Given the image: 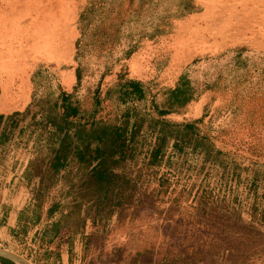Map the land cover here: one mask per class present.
<instances>
[{"label":"rangeland","instance_id":"374dc122","mask_svg":"<svg viewBox=\"0 0 264 264\" xmlns=\"http://www.w3.org/2000/svg\"><path fill=\"white\" fill-rule=\"evenodd\" d=\"M92 1L0 0V110L22 112L0 120V248L34 264H264V0H195L196 12L141 39L104 78L103 92L124 74L161 99L189 75L198 96L184 113L167 118H201L209 141L203 152L191 143L181 152L169 149L170 162L155 166L139 144L132 158L112 168V182L101 185L77 138L80 128L64 130L61 144L43 120L53 114L55 84L66 85L62 72L78 65L79 18ZM129 1L114 5L106 21L113 34L119 21L143 22L158 8L156 0ZM115 41L103 45L113 50ZM99 51L83 57L88 70L102 66ZM40 63L55 69H45L49 76L34 84ZM97 79L88 75L83 82L87 111ZM139 111L145 113L142 104ZM115 117V105L106 102L99 118ZM68 144L57 160L56 150ZM258 165L262 180L250 190ZM117 198L123 215L113 205ZM96 213L104 219L98 225Z\"/></svg>","mask_w":264,"mask_h":264},{"label":"trees","instance_id":"16d2710c","mask_svg":"<svg viewBox=\"0 0 264 264\" xmlns=\"http://www.w3.org/2000/svg\"><path fill=\"white\" fill-rule=\"evenodd\" d=\"M120 1L122 0H94L81 12L79 18L81 36L76 41L75 58L78 65L75 68L74 90L68 92L56 83L54 93L51 94L53 114H45L43 119L57 131L59 138L62 139L61 144H64L66 140L67 132L64 130L70 127L80 128L82 135L80 134L77 138L83 144V150L90 152L89 158L92 164L90 171L95 183L100 185L112 182L111 180L114 179L112 168L125 159L132 158L139 144L147 148L145 156L148 157V164L155 166L164 161L170 162L169 149L181 152L185 149V144L191 143L193 150L199 148V152H203L208 150L204 148V145L209 141L208 136L199 126L201 118L186 122L167 118L175 112L184 113L187 106L198 96L199 90L187 74H182L177 86L168 88L161 99L158 94L151 96V89L147 83L140 79L128 78L124 74H120L118 80L104 92L102 90L104 78L121 60L130 58L139 49L138 42L141 39H154L165 32V24L171 18L196 12L198 6L195 0H156L158 8L145 21L136 22L132 18H126L116 23L117 29L113 34L107 28L106 21L112 18L114 5ZM111 21L113 23V20ZM110 38L116 40L113 50L103 45ZM125 42L126 45L123 46ZM98 50L100 53L97 54V58L102 61V66L88 70L83 57L86 53ZM101 55L105 58L101 59ZM45 73L48 71L36 69L31 78L32 82L37 84L38 77H48L49 75ZM88 75H96L98 79L96 85L90 90L93 107L87 111L83 109L80 92ZM50 77L54 79L53 76ZM106 102H112L115 105L114 120L99 118ZM139 104H142L145 113H140ZM21 113L19 110L9 115L0 112V120ZM92 143L94 144L91 145ZM70 146L68 144L65 149L63 145H60L56 150V159H64ZM262 170V165L254 168L252 177L248 179L250 190H254L262 180L260 174ZM100 202L103 204L104 200ZM113 205L120 208V215L125 213L124 207H121L120 198L115 199ZM23 215L24 212H22ZM92 218L94 225H98L103 219L100 213H96ZM83 222V224L86 223L84 220ZM0 263L16 264L2 257H0Z\"/></svg>","mask_w":264,"mask_h":264},{"label":"crops","instance_id":"0c3cea01","mask_svg":"<svg viewBox=\"0 0 264 264\" xmlns=\"http://www.w3.org/2000/svg\"><path fill=\"white\" fill-rule=\"evenodd\" d=\"M185 31H186V28H185ZM34 69H42V70H45V69H55V67L54 66L50 67L48 64L40 63ZM66 69H75V68L69 66ZM62 74H64V79L63 80H64V82H65L66 85H62L61 84V86L63 87V89H65L66 91H68L69 86L70 85L73 86L74 81L76 80L75 70H66V71H63ZM62 77H63V75H62ZM1 94H2V92H0V100H1ZM0 112L1 113H4L6 111H1L0 110Z\"/></svg>","mask_w":264,"mask_h":264},{"label":"water","instance_id":"95a60500","mask_svg":"<svg viewBox=\"0 0 264 264\" xmlns=\"http://www.w3.org/2000/svg\"><path fill=\"white\" fill-rule=\"evenodd\" d=\"M0 257L11 260L16 264H34L31 260H29L25 256L4 248H0Z\"/></svg>","mask_w":264,"mask_h":264},{"label":"bare ground","instance_id":"6f19581e","mask_svg":"<svg viewBox=\"0 0 264 264\" xmlns=\"http://www.w3.org/2000/svg\"><path fill=\"white\" fill-rule=\"evenodd\" d=\"M182 50H184V49H182ZM20 63H22V61L20 62ZM22 68V67H21ZM21 68H20V70H21ZM21 72V71H20ZM21 79V78H20ZM18 80H19V78H18ZM14 81V80H13ZM21 83V82H20ZM16 84V83H15ZM10 86V85H9ZM12 89V88H11ZM13 90V89H12ZM18 91V90H17ZM19 93V92H18ZM16 97V96H15ZM14 97V98H15ZM4 98L5 99H10V98H13V95H12V91L10 90V92H8V94H6V96H5V94H4Z\"/></svg>","mask_w":264,"mask_h":264}]
</instances>
